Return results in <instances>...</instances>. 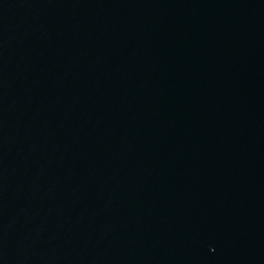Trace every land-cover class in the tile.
<instances>
[{"label":"water","instance_id":"95a60500","mask_svg":"<svg viewBox=\"0 0 264 264\" xmlns=\"http://www.w3.org/2000/svg\"><path fill=\"white\" fill-rule=\"evenodd\" d=\"M0 264H264V0H0Z\"/></svg>","mask_w":264,"mask_h":264}]
</instances>
